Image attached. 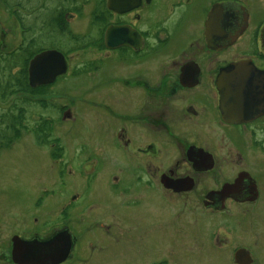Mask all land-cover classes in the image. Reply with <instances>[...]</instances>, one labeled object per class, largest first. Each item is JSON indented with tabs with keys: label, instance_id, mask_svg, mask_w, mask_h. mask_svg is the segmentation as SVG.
Segmentation results:
<instances>
[{
	"label": "flooded vegetation",
	"instance_id": "flooded-vegetation-1",
	"mask_svg": "<svg viewBox=\"0 0 264 264\" xmlns=\"http://www.w3.org/2000/svg\"><path fill=\"white\" fill-rule=\"evenodd\" d=\"M85 1L45 29L92 55L93 139L37 135L60 186L0 191V264H264V0H93L90 36Z\"/></svg>",
	"mask_w": 264,
	"mask_h": 264
},
{
	"label": "rangeland",
	"instance_id": "rangeland-1",
	"mask_svg": "<svg viewBox=\"0 0 264 264\" xmlns=\"http://www.w3.org/2000/svg\"><path fill=\"white\" fill-rule=\"evenodd\" d=\"M48 1V7L51 9L53 7L54 11L58 13L56 10L59 8V5L56 4L58 0ZM9 2L15 3L12 8L0 2V77L3 76L7 66L2 57L13 52V54H19L23 47L27 48L29 52L44 48L65 50L67 48L65 46L69 44L66 42H70L69 39H71L70 35L67 34L63 36L49 35L48 32L46 34V29L43 28L45 18L43 17V10L45 7H43L44 3H39L40 0H9ZM92 3L93 0H86L78 7L63 6V8H66L64 12L68 10L73 11L75 14H81L79 22L76 24L77 27L74 28L89 36L92 34L89 26L92 17ZM16 15L22 16L20 21ZM60 41L62 44H60ZM87 52L89 53L77 56H75L76 52L74 51L70 52L68 50L66 52L70 59L66 75L48 86L46 91L39 95L47 99L48 109L41 108L39 104L33 101L24 103L28 115L26 125L31 129L42 118L51 120L53 127L49 142L56 144V148L59 147L61 142H90L93 139L96 121L95 109L90 100H92L91 94H93L94 82L91 80L90 70L85 71L86 69L83 66L81 67V64L89 61L92 56L90 51ZM33 57L27 62V69ZM15 62L16 67L11 70L8 67V69L13 72L14 77H17L22 70V66L26 63L23 60L19 61L18 57L15 58ZM87 73L88 75H86ZM78 77L79 79H77ZM15 102H18L16 96L9 98L6 102H0V114L9 112ZM67 106L71 108L74 120H62ZM31 132L28 129L21 131L22 135L20 134L17 143L18 146L26 144V147H23L16 156L15 151L0 154V191L23 197L26 195V190L41 191L44 188L49 190L60 186V177L55 179L53 185V179L58 176L57 169L55 170V167H53L54 161L51 160L50 156L46 160L40 155L41 149L45 148L40 142L47 141L46 138L39 142L37 134Z\"/></svg>",
	"mask_w": 264,
	"mask_h": 264
},
{
	"label": "trees",
	"instance_id": "trees-1",
	"mask_svg": "<svg viewBox=\"0 0 264 264\" xmlns=\"http://www.w3.org/2000/svg\"><path fill=\"white\" fill-rule=\"evenodd\" d=\"M0 2L10 8H12V5L15 4L9 2V0H0ZM47 2L49 1L40 0L39 2L44 3L43 7H45L43 10V17H45L43 28L46 27L47 21H50V16H54V14L57 13L56 11H54L53 7L52 9L48 7ZM64 9L66 8H62V11H64ZM16 16L20 21L22 16ZM54 20L55 18L51 20L52 26L55 25ZM44 49H38L29 52L27 48L23 47L20 50L19 54H13V52L11 54H8L7 56L2 57L7 66L5 67L6 71L3 73V76L0 77V102H6L9 98H12L13 96L17 97L18 102L14 103L13 108L11 107L12 109H9V112L0 114V151L2 149L9 148L10 146H12L14 142L18 140L21 131L23 129L28 128V125H26V122L28 120L27 108L24 103L33 101L39 104L43 109L47 107V100H45V98L43 97H40L39 95H41L43 91L45 92L47 87L50 85L32 88L29 84V75L27 69V62L29 61V59ZM16 57H18L19 61L23 60L26 65H23L22 70L19 72V75L17 77H14L13 72L10 70L16 67ZM8 67L10 70L8 69ZM52 127L53 126L51 124V120L42 118L35 126V133H37L40 139H43V137L47 139L49 138L50 133L52 132Z\"/></svg>",
	"mask_w": 264,
	"mask_h": 264
},
{
	"label": "water",
	"instance_id": "water-1",
	"mask_svg": "<svg viewBox=\"0 0 264 264\" xmlns=\"http://www.w3.org/2000/svg\"><path fill=\"white\" fill-rule=\"evenodd\" d=\"M108 6L111 9L122 11V6L119 5L120 8L116 7L112 0H108ZM110 33L111 29L106 33L107 45H109ZM68 68L67 58L64 53L57 49L43 50L30 60L28 67L29 84L32 88L51 85L57 80V78L64 76L67 73ZM64 117H66V115ZM43 256L44 248H41L39 254L37 253V259L40 261H35L34 263L40 264L43 262ZM249 258V255L243 250H240L237 253V259L240 264H250L252 261Z\"/></svg>",
	"mask_w": 264,
	"mask_h": 264
}]
</instances>
